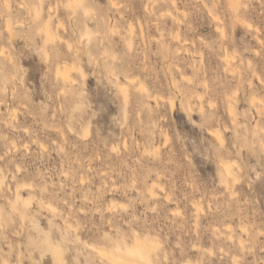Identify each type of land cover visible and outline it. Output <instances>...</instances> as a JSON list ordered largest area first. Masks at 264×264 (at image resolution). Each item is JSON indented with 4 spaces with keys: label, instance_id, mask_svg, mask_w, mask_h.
Here are the masks:
<instances>
[{
    "label": "rangeland",
    "instance_id": "1",
    "mask_svg": "<svg viewBox=\"0 0 264 264\" xmlns=\"http://www.w3.org/2000/svg\"><path fill=\"white\" fill-rule=\"evenodd\" d=\"M6 1L0 264H55L49 239L62 241L65 264H109L86 243L131 242L134 230L160 239L159 264H264V0H87L89 16L57 7L67 0ZM47 21L62 24L60 40L44 42ZM63 63L79 70L67 82ZM116 75L135 77L128 103ZM220 158L233 161L238 185L223 182ZM17 183L31 201L18 211Z\"/></svg>",
    "mask_w": 264,
    "mask_h": 264
},
{
    "label": "bare ground",
    "instance_id": "2",
    "mask_svg": "<svg viewBox=\"0 0 264 264\" xmlns=\"http://www.w3.org/2000/svg\"><path fill=\"white\" fill-rule=\"evenodd\" d=\"M6 1V0H5ZM4 2V1H3ZM7 2V1H6ZM8 2H10V1H8ZM172 2H173V4H176L175 3V0H172ZM6 4V3H5ZM11 4V3H10ZM11 8H12V6H10ZM21 7H22V5H21ZM56 7V6H55ZM5 8L6 9H9V4L7 3V5L5 6ZM54 8V7H53ZM52 7H50V9H53ZM57 8V7H56ZM11 10V9H10ZM57 10V9H56ZM37 12H39V16H41V14H42V11H41V6L40 7H35L34 8V15L36 16V17H39V16H37ZM52 12H54V11H52ZM57 12H58V10H57ZM177 16V15H176ZM53 17V16H52ZM178 17V16H177ZM179 19H180V17H179ZM60 20V19H59ZM57 21V23L56 24H60V21ZM6 28H5V30L7 31V33L9 34V36H10V38H13L14 37V34H15V30H14V28L12 27V24H11V21L9 20V19H6ZM62 25V24H61ZM60 25V26H61ZM249 25H251V24H249ZM59 25H55V26H52V24H51V22L50 21H47L46 23H45V25L44 26H42L39 30L41 31V29H43V34L45 35V41L46 40H48L49 38H51L52 40H53V38L57 35V32L59 33V31L61 30H59L58 31V28H60V26L58 27ZM65 28H66V26H65V24L63 25ZM131 26V25H130ZM58 27V28H57ZM63 27V29H65ZM61 28H62V26H61ZM131 28V27H130ZM62 29V30H63ZM65 31V30H64ZM116 31H118V30H116ZM130 31H133V29L131 28L130 29ZM222 31H224V30H222ZM111 32H115V29H113V28H111ZM143 32V31H142ZM117 33V32H116ZM223 33V32H222ZM130 34H132V33H130ZM59 36H60V33L58 34ZM83 35V34H82ZM118 35V34H117ZM178 35V34H177ZM226 35V34H225ZM85 36H87V37H89V36H92V34L90 35V32L89 31H87L86 33H84V35L82 36V37H85ZM133 36V35H132ZM82 37H81V39H82ZM134 37V36H133ZM142 37V36H141ZM56 38H58L59 39V37L58 36H56ZM60 39H61V37H60ZM59 39V40H60ZM62 39H66V38H62ZM90 39V38H89ZM68 40V39H67ZM44 41V42H45ZM54 41H56V39L54 40ZM65 41V43H66V50H68V51H70V50H75L74 49V45H73V43L71 42V41H66V40H64ZM61 42H62V40H61ZM64 43V42H63ZM133 39L131 38V35L129 36V38H128V41H127V45H128V48H130L129 50H131L132 48V45H133ZM68 45H71L72 47H71V49H69L68 48ZM75 51H77V50H75ZM44 54H45V57L46 58H48L49 57V52H48V50H46L45 48H44ZM6 55V53H5V46H2L1 48H0V56H5ZM105 55V54H104ZM108 55V54H107ZM8 56V59H9V62L10 63H12V64H14L15 63V61H14V58H13V54L12 53H9V55H7ZM229 58H230V55L229 54H226V59L229 61ZM74 66H76V67H74ZM76 68L77 69V65H70L69 66V64L67 65L66 63H63L62 65H60V64H58V66L56 67V74H58V75H60L61 77H62V80H63V82H67L70 78H71V72L70 71H72L71 70V68ZM79 69L81 70L80 72V74H82V76H84L83 74H84V72H83V70L81 69V67H79ZM78 70V69H77ZM109 70V69H108ZM111 70V69H110ZM79 71V70H78ZM111 71H113V70H111ZM109 73H111V75H113L112 74V72H110V71H108ZM107 72V73H108ZM79 73V72H78ZM114 73V72H113ZM116 74H118V73H116ZM114 75H115V73H114ZM119 75H116V79H117V85H118V87H119V90L121 91V93H122V95H123V98H124V100H125V102L126 103H128L129 102V97H130V94H129V91H128V86H130V84L132 83H134V81H135V77H128V80H127V82H123V81H121L120 79H119V77H118ZM134 76V75H133ZM136 76V75H135ZM56 78H57V76H56ZM82 78V77H81ZM140 78V77H139ZM23 80V79H22ZM75 80V79H74ZM138 80H140V79H137V81ZM20 82H21V80H20ZM72 82V81H71ZM74 82V81H73ZM72 82V83H73ZM141 82V81H140ZM21 83H24L23 81L21 82ZM172 84H174V85H176L175 84V82H173ZM146 85V84H145ZM138 86V85H137ZM136 86V87H137ZM142 84L140 85L139 84V86L138 87H140L141 89H143V90H148V89H146V87H144V86H142ZM7 87L6 86H4L3 88H2V92L4 93V91L6 92L7 90ZM63 90V89H62ZM61 90V91H62ZM142 90V91H143ZM148 92V91H147ZM6 94V93H5ZM153 96V95H152ZM13 97V96H12ZM161 97V96H160ZM150 98V97H149ZM153 98H155V95H154V97ZM3 99V98H2ZM1 98H0V105H1V102H3V100H2ZM155 99H157V98H155ZM161 99V98H160ZM174 97H170L169 98V101H168V103L170 104V108H173L174 106H175V101H174ZM176 107V106H175ZM191 109V108H190ZM1 111V110H0ZM228 111L230 112V113H232L231 115H233L234 114V110H233V108L232 107H230L229 109H228ZM15 112H13V114H14ZM16 115V114H15ZM236 115V114H235ZM235 115H233V116H235ZM234 118V117H233ZM235 123V122H234ZM229 129V128H228ZM219 130L220 129H217V130H215V131H218V132H216L215 133V131H210V133L211 132H213V133H215L214 135H215V137H216V139L219 141V144H220V142L222 141L223 142V137H222V135H221V133L222 132H219ZM26 131V130H25ZM220 131H222V130H220ZM64 132V131H63ZM168 133V132H167ZM167 133H166V135H167ZM63 134V133H62ZM65 134V133H64ZM165 135V137H168V136H166ZM168 139V138H167ZM166 141V140H165ZM224 143H225V141H224ZM42 144V143H41ZM42 146V145H41ZM220 146H221V144H220ZM263 147H264V145H262ZM221 147H224L223 145L221 146ZM43 148V147H42ZM148 150V149H147ZM221 161H223L224 163H229V164H231V165H233L234 163H232L233 161H228V160H225V158H220V161H219V164H220V166H221V168H222V165H221ZM236 165V164H235ZM234 166V165H233ZM235 167H237V168H239L238 167V165H236ZM240 169V168H239ZM222 170H223V173H224V175H225V177H227V179L226 180H224L223 182L224 183H229L230 181H231V183H232V185H235V184H237L238 185V182H239V179H240V177H239V175H238V171H235L234 169H233V167L231 168V175H229V170L228 169H224V168H222ZM238 170V169H237ZM18 171V170H17ZM20 171V170H19ZM6 174L4 173V171H3V169H2V167H1V165H0V190H2L3 189V185H4V183L6 182ZM14 178V177H13ZM23 181V180H22ZM154 182V181H153ZM157 183V182H156ZM156 183H154V184H156ZM223 183V184H224ZM22 184V183H21ZM24 184V183H23ZM225 185H227V184H225ZM229 185V184H228ZM22 186V185H21ZM23 186H25V185H23ZM27 186V185H26ZM25 186V187H26ZM29 187H30V185H28ZM236 186V185H235ZM7 187V186H6ZM230 187V186H229ZM16 189V190H15ZM14 192H15V199H14V201H11V207L13 208V209H15V210H19V204L20 203H22L24 206H25V202H28V204H30L31 203V201H30V198L28 199V198H25V196L23 197L22 196V194H21V191H20V185L17 183V185H16V187L14 188ZM148 192H149V194L150 195H152V197H153V195L155 196V189H154V185H153V183L151 184V185H149V187H148ZM156 197V196H155ZM41 200H43V199H41ZM40 201V200H39ZM44 202V201H43ZM42 202V203H43ZM47 202V201H46ZM49 202V201H48ZM45 203V202H44ZM43 203V204H44ZM50 203V202H49ZM49 203H47V205L49 206V207H52L53 205H51L50 206V204ZM113 203V202H112ZM112 203H111V206H112ZM197 204H196V214H197V212L199 213L200 211H201V204L200 203H198V201L196 202ZM110 204V203H109ZM114 204V203H113ZM119 204V203H118ZM116 205V204H115ZM115 205H113V206H115ZM119 206V205H118ZM123 206V205H122ZM194 206V205H193ZM120 207V206H119ZM114 208V207H113ZM121 208V207H120ZM12 209V210H13ZM51 209H53V208H51ZM108 210H110V209H108ZM203 210V209H202ZM53 211V210H52ZM55 212V211H54ZM203 212V211H202ZM20 214H22V216H23V212L22 211H20ZM205 214V213H204ZM197 215H199V214H197ZM197 217V216H196ZM196 226H197V224H196ZM75 227V226H74ZM73 227V228H74ZM240 228H242V232L244 233V235L247 237V238H249L250 237V235H251V232L249 231V229L245 226V225H240L239 226ZM118 228V227H117ZM229 228V227H228ZM75 229V228H74ZM229 230V229H228ZM233 230V229H232ZM119 231V230H118ZM187 231V230H186ZM132 232V231H131ZM120 233H122L121 231H120ZM125 233V231L122 233V235ZM133 233L134 234H139V238L141 239V241H144L145 240V238H147V241L149 242V246H150V248H151V252H150V259H151V261H152V264H159V262H160V254L158 253V252H155L156 251V249H157V247L161 244V241H160V239H158V238H155V237H145V236H142L140 233H138V232H135V230L133 231ZM132 233V234H133ZM119 234V233H118ZM131 234V235H132ZM221 234V233H220ZM130 235V234H129ZM129 235L127 234H125V236H128L129 237ZM106 236H107V234H106ZM119 236V235H118ZM114 237V238H112V236L111 237H109V235H108V240H107V242H108V244L107 245H100L99 243V245L98 244H95V243H86L88 246H90V247H92L94 250H95V252H96V254H97V256H100L99 255V253L102 251V252H104V257L102 258V259H104L105 261H107L109 264H143V262L140 260V255H138V254H136V255H134V254H129V252H128V249L129 248H131L132 246H133V243H134V241H135V236L133 235V237H131V242H127L125 239L126 238H124L125 236L123 235L122 237ZM105 237V236H104ZM234 235H233V233H230L229 234V241H231V242H234V240L233 239H235L236 240V238L234 237ZM247 238H243V237H241V236H239L238 237V241L236 240V242H238V244H243V241L244 240H246L247 241ZM128 239H130V237L128 238ZM129 241V240H128ZM122 242V243H121ZM244 243H245V241H244ZM193 246H194V244H193ZM198 248H199V245H198ZM212 248V247H211ZM92 249V250H93ZM212 251H213V249H212ZM210 252H211V250H210ZM166 256V255H165ZM101 258V257H100ZM99 258V259H100ZM189 262V261H188ZM233 262V261H232ZM236 262V261H235Z\"/></svg>",
    "mask_w": 264,
    "mask_h": 264
},
{
    "label": "snow or ice",
    "instance_id": "3",
    "mask_svg": "<svg viewBox=\"0 0 264 264\" xmlns=\"http://www.w3.org/2000/svg\"><path fill=\"white\" fill-rule=\"evenodd\" d=\"M63 7L65 9H68L69 11L75 13L77 11L81 12L84 16H89L91 15L92 11V6L87 2V0H67V2L63 3L62 5H57V7ZM37 16H39V12H37ZM43 32V29H41ZM84 39H89V37H84ZM54 41L49 38L48 40L45 41L46 44L48 43H53ZM71 45H68V48L71 49ZM223 142L221 141V144ZM222 168L228 169L229 170V175H231V168L233 165L229 163H224L221 161ZM29 204L28 202H25V207H28ZM47 235V234H45ZM136 238L133 243V246L128 249L129 254H138L140 255V260L143 262V264H152V261L150 259V252L151 248L149 246V242L147 241V238H145L144 241H141L139 238V234H133ZM49 245V249L53 256L56 258L55 264H65L63 260V255H64V250L60 246V243L53 242L51 239L45 241ZM122 243V242H121ZM100 257H104V252L99 253ZM4 264H7L5 261Z\"/></svg>",
    "mask_w": 264,
    "mask_h": 264
}]
</instances>
